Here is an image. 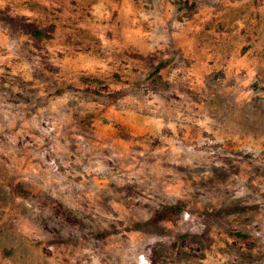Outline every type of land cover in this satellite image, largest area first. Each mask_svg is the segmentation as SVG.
Segmentation results:
<instances>
[{
  "label": "rangeland",
  "instance_id": "374dc122",
  "mask_svg": "<svg viewBox=\"0 0 264 264\" xmlns=\"http://www.w3.org/2000/svg\"><path fill=\"white\" fill-rule=\"evenodd\" d=\"M0 264H264V0H0Z\"/></svg>",
  "mask_w": 264,
  "mask_h": 264
}]
</instances>
